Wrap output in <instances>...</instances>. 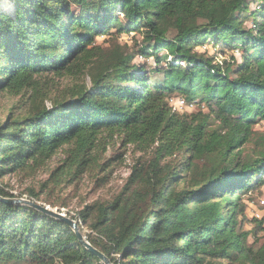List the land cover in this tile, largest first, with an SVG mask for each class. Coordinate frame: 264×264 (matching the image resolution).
<instances>
[{
	"label": "trees",
	"instance_id": "trees-1",
	"mask_svg": "<svg viewBox=\"0 0 264 264\" xmlns=\"http://www.w3.org/2000/svg\"><path fill=\"white\" fill-rule=\"evenodd\" d=\"M6 1L0 99L16 102L0 106V197L21 198L3 179L48 171L59 152L28 200L103 182L120 157L107 152L134 146L144 157L123 190L70 217L110 264H264L261 221L243 229L245 197L264 187V0ZM0 264L104 263L65 221L0 200Z\"/></svg>",
	"mask_w": 264,
	"mask_h": 264
},
{
	"label": "rangeland",
	"instance_id": "rangeland-1",
	"mask_svg": "<svg viewBox=\"0 0 264 264\" xmlns=\"http://www.w3.org/2000/svg\"><path fill=\"white\" fill-rule=\"evenodd\" d=\"M4 3L8 4L6 0H2L0 2L1 7H3L2 4L4 5ZM246 26H251V23L247 22ZM131 36H133V33H130L129 35L123 34L120 36V41L123 44L126 43L127 45H129L132 43ZM96 40L98 42H102L104 38H97ZM108 40H110V38L106 37L104 44H107ZM197 50L208 55L215 52V49L211 44L199 47L197 48ZM232 54H235L239 59L237 50L227 52L226 56L230 57ZM218 58L220 59V57ZM150 62H152V59H150ZM54 82L56 83V85L54 86V84H52V90L61 91L66 86H70L71 84H73L75 82V79L70 76H65L63 78L55 79ZM86 82H88L87 79ZM180 100L182 99L176 97L175 99L170 101L172 107L177 111L182 113L194 112L203 114L204 111H199L193 104L185 102L183 104H179L178 102ZM15 102L16 98L2 96L0 99V106L7 110ZM254 128L258 133L264 134V122L258 123ZM115 153L119 154L120 157L116 161H113L110 167V171H106L107 177L105 181H96L97 178H100L104 174L103 172H97V174L93 176L91 174L85 175L80 181L76 183V185L65 187V184H61L57 187L56 191H54L53 195L49 199L45 196V193H42L40 197L41 199L35 203L45 206L55 212L62 213L64 216L70 218L71 216L79 212L82 208H84L85 205L90 204L96 200H112L123 190V186L126 183L125 181L130 173L131 168L137 163L140 158L144 157V155L139 152L134 146L121 147L119 146V143H116L114 150H110L107 152V157L109 158L110 156H116ZM62 157L63 155L61 152L55 155L48 165V171L40 170L34 176H27L26 174L17 176L7 175L3 179V184H7V190L12 192L15 196H21V198L27 199V190H38L39 182L46 180L49 170L53 169L55 166H58ZM261 195H264V187L261 190L246 196L245 200L247 202H255ZM249 213L250 208L247 205L246 215ZM249 220V217H247V220L243 223V229L251 232L254 229L255 224L254 222ZM78 227L79 233L81 234L83 239H85L86 235L93 234L90 232L91 230H89L86 224L80 223ZM261 234V231L258 232L256 236L250 233L247 237L248 242L253 243L259 236H261Z\"/></svg>",
	"mask_w": 264,
	"mask_h": 264
},
{
	"label": "water",
	"instance_id": "water-1",
	"mask_svg": "<svg viewBox=\"0 0 264 264\" xmlns=\"http://www.w3.org/2000/svg\"><path fill=\"white\" fill-rule=\"evenodd\" d=\"M0 200H3L7 203H12V204H26L36 210H39L41 212H44L45 214L54 217L56 219L59 220H63L65 221L70 228L74 231V233L77 235L79 241L82 243V245L87 248L91 253H93L94 255H96L104 264H110L108 259L102 254L100 253L98 250H96L95 248H93L87 240L83 239L81 234L79 233V227L76 224V222L66 216H64L62 213H58L55 212L53 210H50L49 208L39 205L35 202H32L28 199H23V198H10V199H3L0 197Z\"/></svg>",
	"mask_w": 264,
	"mask_h": 264
},
{
	"label": "built area",
	"instance_id": "built-area-1",
	"mask_svg": "<svg viewBox=\"0 0 264 264\" xmlns=\"http://www.w3.org/2000/svg\"><path fill=\"white\" fill-rule=\"evenodd\" d=\"M179 104H183L184 100H180ZM250 208V213L247 214L249 221L258 220L261 221V226L264 228V195H261L257 200L247 202Z\"/></svg>",
	"mask_w": 264,
	"mask_h": 264
},
{
	"label": "bare ground",
	"instance_id": "bare-ground-1",
	"mask_svg": "<svg viewBox=\"0 0 264 264\" xmlns=\"http://www.w3.org/2000/svg\"><path fill=\"white\" fill-rule=\"evenodd\" d=\"M2 6L8 10L11 9V5L7 4V3H4V5L2 4Z\"/></svg>",
	"mask_w": 264,
	"mask_h": 264
}]
</instances>
